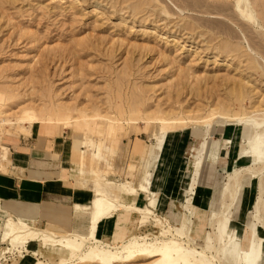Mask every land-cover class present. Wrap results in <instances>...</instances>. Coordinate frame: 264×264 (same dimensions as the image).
I'll return each mask as SVG.
<instances>
[{"label": "rangeland", "instance_id": "obj_1", "mask_svg": "<svg viewBox=\"0 0 264 264\" xmlns=\"http://www.w3.org/2000/svg\"><path fill=\"white\" fill-rule=\"evenodd\" d=\"M0 94L3 96L0 111L5 112L0 114L2 146H8L10 142L6 141H18L22 135L30 136L25 125L30 128L39 124H2L4 120L16 122V115L23 109L32 113L55 105L69 116L79 114L72 111L73 108L85 109L86 114L113 113L121 121L114 125L112 132L113 123L107 117L73 122L69 128L88 130L97 121H103L101 124L112 135L125 133L116 145L124 152L116 158L119 159L115 162L118 170L108 177L133 180L135 184L143 181L155 194L140 193L144 201L136 215L142 227L131 237L121 239L122 233L114 237L117 241L113 244L86 242L82 257L76 260L59 246L43 248V256L39 242L15 245L24 252H29L28 246L34 247L31 253L36 251L37 254H33L32 264L37 261L41 264H98L91 260L93 247L98 246L109 256L114 251L112 247L133 240L160 242L173 238L186 222L190 223L191 230L177 238L184 248L197 251L189 256L195 263L201 261L202 255L208 260L206 264H239L244 249L259 243L264 248V143L261 157L249 156L250 139L264 138V0H0ZM212 111L216 113L209 116L211 120L206 124L198 121L169 131L164 137L158 135L157 139L153 133H158L161 125H151L145 120L147 115L157 118L154 115L165 113L203 120ZM53 125L58 130L68 128ZM197 126H205L209 136L201 140L203 128L194 129ZM224 127L232 128L233 142L228 141L230 138L219 139ZM242 128L246 130V137L241 141ZM68 131L72 145L79 147V140ZM180 134L189 141L182 150V156L188 157V166L192 165L190 148L197 147L199 157L206 158L205 147L209 146L210 156L219 157V163H206L201 173V185L213 191L226 179L218 211L212 208L211 202L205 212L194 203L200 171L194 175L188 191V183L181 186L184 189H180V194L165 195L152 188L154 178L163 176L167 139L174 136L178 140ZM93 136L98 138L94 133ZM138 137L148 144L146 158L151 159L141 177L132 176L128 170L130 148ZM87 143L89 145L90 141ZM224 144L239 152L238 165L231 167L227 159H222L220 150ZM9 150L11 156L12 147ZM78 153L79 150L77 157ZM82 164L81 159L79 166ZM170 169L168 187L174 183L176 173L175 166ZM236 172L246 173L228 198L223 192L224 185ZM254 178L257 196L252 210L246 209L245 215L240 217L246 223L238 231L233 226V218L240 204V191ZM69 183L79 187L93 184L90 180ZM103 190L120 195L116 184L107 182ZM262 193L263 202L258 205ZM151 197H155V205L150 206L152 215H145ZM198 211L203 212V221ZM214 212L223 215L236 235L223 252L224 242L216 240L220 232L215 231L218 219L213 218ZM83 213L88 219L81 230L32 224L39 230L52 228L61 237L68 236L69 232L86 235L92 211L87 209ZM128 214L119 216V225ZM143 214L145 222L141 219ZM6 257L3 264H14L21 255L6 254ZM62 259L67 261L62 262ZM154 259L138 256L134 263L149 264Z\"/></svg>", "mask_w": 264, "mask_h": 264}, {"label": "crops", "instance_id": "obj_2", "mask_svg": "<svg viewBox=\"0 0 264 264\" xmlns=\"http://www.w3.org/2000/svg\"><path fill=\"white\" fill-rule=\"evenodd\" d=\"M102 122L97 121L88 130L69 128L71 125L67 126V129L58 130V127L53 124H38L29 128L27 134L30 136L22 135L18 141H6L10 142L8 146H11L12 150L10 160L4 165H0V168L3 167V169H0V208L15 218L30 221L38 227L54 224L65 230H81L88 219V215L83 212L90 209V203L97 196L96 190L98 188L92 175L93 170L107 173V180L103 182L102 190L103 185L109 180L116 184L128 181L132 183L134 188H138L143 181L140 184H135L133 180H119L108 177L109 174L118 170L115 162L119 161V159L116 158L122 156L124 152H120V145L118 148L116 145L120 138L126 135L125 133H121V135L118 133L117 136L112 135L110 131L112 132L114 125H110V131L108 132L107 127L101 124ZM201 128H203L202 131L204 133L202 140L209 136V130L205 126L194 127V129L198 130ZM68 130L71 131L74 138L79 140V147L72 145ZM141 132L147 131L142 130ZM245 132L246 130L242 128L241 141L243 137H246ZM93 133L98 138H95ZM18 136H15V138H18ZM178 136V140H175L174 136L167 139L166 154L167 161L170 162L166 161L165 169L163 168V176L154 178L152 188L158 193H164L165 195L180 194V189H184L181 186L188 183L186 187V191H188L194 175L200 171L197 178L198 186L194 196V203L200 211L205 212L211 202L212 208L218 211L221 208L222 187L226 179L222 184L216 185L213 191L210 190V187L207 189L201 185V173L206 163H219V157L210 156L209 146L205 147L206 158L199 157L200 150L197 147L190 148L189 158L192 161V165L188 166V157L182 156V150L184 149V144L188 145L189 141L185 140L182 134ZM232 137V128L228 130L224 127L222 138L219 139L230 138L228 141L233 142ZM188 138H190V135H188ZM115 140V145L111 148V144ZM88 141H90L89 145L86 143ZM108 142L110 143L108 144ZM147 145L139 137L131 145L128 170L132 176L139 175L141 177L148 168L151 159L148 161L146 158ZM78 150L77 157L76 152ZM87 151L89 153H86ZM220 154L222 159H227V163L231 167L232 165H238L237 163L241 160L239 152L236 149H232L231 145L227 146V144H224ZM125 158L127 159V157ZM81 159L83 164L79 166ZM123 159L124 157L120 161L122 162ZM171 166H175L176 173L174 175V183L168 187V178L172 173L170 172ZM187 168L189 169V174L186 172ZM68 179L69 182L72 181L73 183L90 180L93 184L92 186L79 187L70 184L66 181ZM119 191L120 195L118 196L121 201L125 204L133 205L136 210L126 211L125 209H120L99 222L94 233L96 232L97 239L106 244L115 243L117 240L114 241V237H119L122 233L124 236L121 239L131 237L139 227H142L141 220L137 215L144 197L141 198L142 195L140 196V193L135 196L125 190L119 189ZM176 191L177 193H175ZM240 193V204L235 210L236 216L234 215L233 218V226L238 231L246 223L240 217L243 214L245 215L246 209L250 212L253 208L257 196L256 179L251 180L248 185L242 188ZM238 201L239 197L237 203ZM200 211H198V217L203 221V212L200 213ZM123 213L129 214L125 217L122 225H119V216L123 215ZM92 219L93 214L89 222V229H91ZM201 220L200 222H202ZM28 248L30 253L19 257L14 264H32L34 262V253L37 254V252L34 251L33 255L31 252L34 247L28 246ZM43 248L46 247L42 245L40 251H42L44 256ZM7 264L13 263L8 262Z\"/></svg>", "mask_w": 264, "mask_h": 264}, {"label": "bare ground", "instance_id": "obj_3", "mask_svg": "<svg viewBox=\"0 0 264 264\" xmlns=\"http://www.w3.org/2000/svg\"><path fill=\"white\" fill-rule=\"evenodd\" d=\"M2 98L3 96L2 94H0V101L2 100ZM54 106L53 107L47 106L45 107L44 110H40V111L32 112V113L29 112V110L27 109H23L21 110L20 113L16 115L15 117V119L17 120L16 122L4 120L2 124L11 125V124L19 123L21 125V124H27V123L29 124L39 123L41 125L57 124L58 126H61V125L69 126L73 122H79V121L86 122L89 120L103 119V117H107L108 121H111L113 125L121 121L117 117L112 115L113 113H110V112L109 113L107 112V113L86 114V113H83L85 109H78V108H76L77 110H75L74 108L71 110L77 111L79 112V114H77L76 116H69L68 113L62 111L59 107L57 109V107L56 106L54 107ZM181 107H180V110H182ZM145 110H149V109L146 108ZM166 110L168 111V109H165V112H167ZM183 110L185 109L183 108ZM123 111L125 112V110ZM172 112L174 113V111ZM4 113H5L4 111H0L1 115H3ZM120 113H123V112L121 111ZM120 113L118 114L119 116H120ZM136 113H140V112H136ZM136 113L134 114L136 115ZM215 113L216 112L212 111V113L209 114L207 117L203 118V120L199 118L193 119L191 118V116L187 117V115L183 116V115H180L179 113H178L179 115H174V116L171 115L170 113H167V114L165 113L164 115H160V116L154 115L157 118L149 117V115H147L148 117L145 120L151 125H154L156 123L161 125L160 131L158 133H153V135L157 139L158 135L164 136L169 131L176 130V129L178 130L179 127L181 128L187 127L189 124L196 123L198 121H201L199 122L201 124L202 123L206 124L207 121L211 120L210 117H213ZM115 115H116V112H115ZM125 121L128 122L130 120H125ZM19 127H22V126H19ZM25 127L27 128V131L29 132V126L25 125ZM263 143H264L263 137L250 139L249 141V144H250L249 154L250 155L249 156L261 157L263 155L262 154L263 153L262 151ZM1 148H2V151L0 154V165H4L9 160V157H10L9 149L10 148L7 146H2V145H1ZM0 169H3V167H1ZM245 173L236 172L230 176L229 180H227V183L224 185V189H223L224 195L228 196V198L232 197L235 191V188L243 180ZM106 174L104 172H100L96 170H93V173H92L94 181L98 189L96 190L97 192L96 198L89 205L92 211V214H93V219L91 223V229L88 230V233L86 235H82L79 232L78 233L69 232L70 234L68 236H63V237L57 236L56 232L52 228H46L44 230H39L36 227H34L30 221L20 219V218L15 219L13 215L3 211L0 208V220H1L0 241L2 243V245H0V260H2L0 264L4 263L3 260L7 259L6 254L10 251L17 249V251L19 252H24L20 249L19 246H15L17 244L39 242L45 247L47 246L63 247L70 252L71 259L76 260L82 257L83 249H84L86 242L91 243V241H94L95 243H102V241L96 238V235L94 233L97 225L102 219L109 217L111 213L116 212L120 209H125L126 211L136 210V207H134L133 205H128V204L123 203L118 195H112L110 193H106L101 189L103 182L107 180ZM108 182L110 184H116V183L111 182L110 180ZM146 183H148V180ZM116 185L119 186L120 190H125L128 193L134 194V195L138 193H142V192L152 193V191H150V187L146 185L145 182H142L138 188H134L132 183L128 181H122L121 183H117ZM152 194L153 196L155 195L154 193ZM262 202H263V193L260 196L258 205L262 204ZM154 205H155V197L154 198L151 197L149 206L146 207L145 215H148V214L152 215V210L150 206L153 207ZM145 215L143 216V218H141L142 222L146 221ZM4 217H7V220H4ZM213 218L218 219L217 220L218 226H216L215 231L220 232V235L217 236L218 238L216 240L217 242H224V246L221 248V251L223 252L226 246L236 239V235L229 228L228 226L229 223L228 221H226V219L223 217L222 214L220 213L217 214L216 212H214ZM222 219H225V222H223ZM190 230H191L190 223L186 222L181 229H179L176 233L173 234V238L162 240L160 242L156 240H152L151 242L149 241L140 242V241L133 240V241H130L129 243H123L121 246L112 247L114 251H112L109 256H106L103 253V250L98 248V246L93 247L91 251L92 252L91 260H95L98 264H135L134 262L136 261L138 256H146L148 258H155L149 264H206L205 261H208V260H206V257L202 255H200V258H201L200 262L195 263L194 262L195 260L191 261L192 258L191 259L189 258L190 254L197 253V251L184 248L180 244L179 239L177 238V237H183L184 235L188 234ZM162 231L165 232V230H162ZM263 253H264V248L262 244L259 243L256 246L253 244L251 245L250 248L244 249L241 252V256L239 258V264H264ZM61 261L65 262L67 260L62 259ZM35 264H41V262L37 261Z\"/></svg>", "mask_w": 264, "mask_h": 264}, {"label": "built area", "instance_id": "obj_4", "mask_svg": "<svg viewBox=\"0 0 264 264\" xmlns=\"http://www.w3.org/2000/svg\"><path fill=\"white\" fill-rule=\"evenodd\" d=\"M10 149H11V147H10ZM1 151H2V148H1V145H0V154H1ZM28 253H29V252L18 253L17 251H15L14 253L10 252V253H7V254H9V255H11V256H13L14 254H15V255L25 256V255H27Z\"/></svg>", "mask_w": 264, "mask_h": 264}]
</instances>
